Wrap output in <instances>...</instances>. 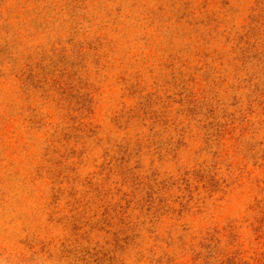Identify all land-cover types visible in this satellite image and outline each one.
<instances>
[{
	"label": "rangeland",
	"instance_id": "374dc122",
	"mask_svg": "<svg viewBox=\"0 0 264 264\" xmlns=\"http://www.w3.org/2000/svg\"><path fill=\"white\" fill-rule=\"evenodd\" d=\"M0 264H264V0H0Z\"/></svg>",
	"mask_w": 264,
	"mask_h": 264
}]
</instances>
